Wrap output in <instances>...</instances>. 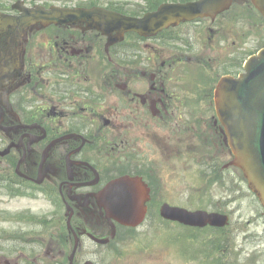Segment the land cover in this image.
Listing matches in <instances>:
<instances>
[{"label": "flooded vegetation", "instance_id": "1", "mask_svg": "<svg viewBox=\"0 0 264 264\" xmlns=\"http://www.w3.org/2000/svg\"><path fill=\"white\" fill-rule=\"evenodd\" d=\"M35 6L85 5L0 0V20L14 24V31L0 28V123L17 127L5 132L9 156L63 210L61 235L51 223L46 236L48 264H264V224L261 234L245 236L241 225H189L161 213L165 206L196 211L197 163L206 188L226 189L229 147L214 115L216 86L241 74L261 48L258 13L236 0L229 15L110 44L78 19L19 31L22 12ZM94 6L117 7L115 0ZM123 177L141 204L128 225L99 200ZM207 212L230 220L222 200Z\"/></svg>", "mask_w": 264, "mask_h": 264}, {"label": "water", "instance_id": "2", "mask_svg": "<svg viewBox=\"0 0 264 264\" xmlns=\"http://www.w3.org/2000/svg\"><path fill=\"white\" fill-rule=\"evenodd\" d=\"M251 1L264 17V0ZM230 3L231 0H201L185 6H164L158 13L148 15L142 20L103 13L97 27L102 29V26H107L108 32L114 30L118 33L129 29L151 32L178 19L215 16L227 9ZM46 15L47 13H43V16ZM51 15L53 14L47 16ZM151 26L156 28L152 29ZM245 71L241 79L221 83L217 110L227 128L229 144L235 155L234 164L242 169L252 187L259 193L264 206V50L248 61ZM117 185L119 186L116 187ZM128 186L127 182L112 184L105 192L106 200L101 202L109 203L110 198L114 197L112 201H120V206L123 207L118 206V213L131 215L128 203L130 193L126 192ZM108 205L104 206L109 208ZM196 217L199 216L194 215Z\"/></svg>", "mask_w": 264, "mask_h": 264}, {"label": "rangeland", "instance_id": "3", "mask_svg": "<svg viewBox=\"0 0 264 264\" xmlns=\"http://www.w3.org/2000/svg\"><path fill=\"white\" fill-rule=\"evenodd\" d=\"M104 2L108 1H102V3ZM140 3L132 2L128 9L139 11L140 9L138 7H142V3ZM245 16H247V14ZM2 138L4 143L1 141L2 145L0 146V151L6 148L7 142L4 136H2ZM198 154H201V152H198ZM230 162L231 156L228 158V167L223 165L227 178L226 190L206 188V185L198 179L201 165L197 164V189L196 196L190 201L192 206L191 210L206 208L212 211L215 210L216 204L222 200L223 203L228 204L231 224L233 226L237 227L241 225L240 228L245 230L243 231L245 236L261 234L262 232L258 230L259 224H264V209L260 202L249 192L247 183L244 181L245 179L240 170L231 166ZM0 163L2 165L0 169H10V165L4 160H0ZM13 169L14 167H12L10 171H13ZM184 190L185 185L181 183L178 191L182 193ZM203 193L208 194L206 198L201 197ZM44 201L42 198L28 199L14 198L12 196L11 198H7L3 196L0 190V264L4 254H8V256L13 255L16 248L23 247V241L29 243H35L37 241L42 246L44 245V249L46 248L43 242H45L48 229L45 227L44 220L40 217H52L54 220L52 228L55 230L59 224V219L62 217V211L59 209L55 212V210H52L53 206ZM184 202H186V199L181 200V203ZM50 212L55 214L50 215ZM36 229H38V231H36ZM27 231L29 232L25 233ZM254 241L257 243L255 239ZM261 245H263V242ZM40 253H43L42 249H40ZM4 258L6 257L4 256ZM259 260L261 263L264 262L263 246L259 254Z\"/></svg>", "mask_w": 264, "mask_h": 264}]
</instances>
